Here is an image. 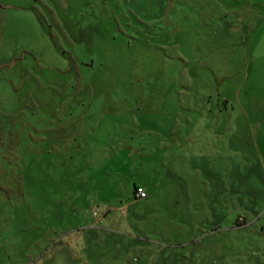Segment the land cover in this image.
I'll return each mask as SVG.
<instances>
[{
    "label": "rangeland",
    "instance_id": "obj_1",
    "mask_svg": "<svg viewBox=\"0 0 264 264\" xmlns=\"http://www.w3.org/2000/svg\"><path fill=\"white\" fill-rule=\"evenodd\" d=\"M242 1L0 0V264L258 262L263 216L187 209L264 207V0Z\"/></svg>",
    "mask_w": 264,
    "mask_h": 264
},
{
    "label": "crops",
    "instance_id": "obj_2",
    "mask_svg": "<svg viewBox=\"0 0 264 264\" xmlns=\"http://www.w3.org/2000/svg\"><path fill=\"white\" fill-rule=\"evenodd\" d=\"M201 6L203 8H208L207 13L210 11L211 8V2L214 0H210V2L208 3V0H197ZM215 5L218 7V13L219 15L221 14L222 16H227L226 14L228 12H234V13H238L239 11L245 9V8H249L251 3L249 1H242V0H230V2H228V0H215ZM198 10V9H197ZM204 15V13H203ZM239 15V14H238ZM239 17V16H238ZM227 25L226 22H224L225 26ZM228 26V25H227ZM229 27V26H228ZM225 32V29H224ZM252 171L256 172V174L258 175L260 173L258 166H254L251 168ZM135 185V184H133ZM138 185V184H136ZM143 186L146 190V197L149 196L150 192L148 191L147 187H145L144 185H140ZM225 184L222 187L223 191H221V187H219L216 192L217 193H221L224 192V195L226 194V189H225ZM145 197V198H146ZM144 199V198H143ZM138 199H132L130 198L129 201H135ZM128 202V201H127ZM195 203H193L194 205ZM200 206H193L192 207V203H188L187 204V209H191L192 211L197 210V209H202V215H203V220H211V222L213 221L214 223H212V228L214 231L217 230H222V229H232V228H239L241 226L246 225L247 222H251L252 220H256L260 217H264V207H259V206H253V205H249L247 204L246 206L243 205L242 202H240L239 200L233 201L232 203H228L225 198H223L222 196H220V200L218 201H214V202H210L208 204H206V202H203L201 204H198ZM233 211V213L229 214L230 218H229V223L227 220L228 217V213ZM189 215H191V211L189 213ZM192 215H196L195 212L192 213ZM213 219H219V220H223L224 223L223 225L218 223L216 224L215 220ZM220 240V239H219ZM262 249L261 250V258H259L258 262L255 264H264V245H262ZM215 250V249H214ZM208 252V251H207ZM205 254V253H204ZM214 257H218L220 260L221 258H227V252L222 249L221 244L219 245V249L217 254L213 255ZM190 257L196 258L193 261V264L198 263V264H204V262L198 259V254L197 252H190ZM201 257V255H200ZM204 257V256H203Z\"/></svg>",
    "mask_w": 264,
    "mask_h": 264
},
{
    "label": "built area",
    "instance_id": "obj_3",
    "mask_svg": "<svg viewBox=\"0 0 264 264\" xmlns=\"http://www.w3.org/2000/svg\"><path fill=\"white\" fill-rule=\"evenodd\" d=\"M146 197V190L143 186H136L134 188V198L142 199Z\"/></svg>",
    "mask_w": 264,
    "mask_h": 264
},
{
    "label": "trees",
    "instance_id": "obj_4",
    "mask_svg": "<svg viewBox=\"0 0 264 264\" xmlns=\"http://www.w3.org/2000/svg\"><path fill=\"white\" fill-rule=\"evenodd\" d=\"M136 186H138V185H136V184L133 185L132 196H131L132 199H136V198H134V188H135ZM144 189H145V188H144ZM146 195H147V194H146Z\"/></svg>",
    "mask_w": 264,
    "mask_h": 264
},
{
    "label": "bare ground",
    "instance_id": "obj_5",
    "mask_svg": "<svg viewBox=\"0 0 264 264\" xmlns=\"http://www.w3.org/2000/svg\"><path fill=\"white\" fill-rule=\"evenodd\" d=\"M143 199V198H142Z\"/></svg>",
    "mask_w": 264,
    "mask_h": 264
}]
</instances>
